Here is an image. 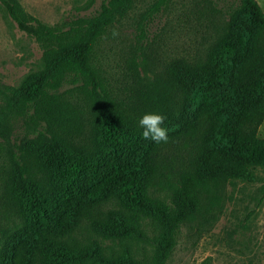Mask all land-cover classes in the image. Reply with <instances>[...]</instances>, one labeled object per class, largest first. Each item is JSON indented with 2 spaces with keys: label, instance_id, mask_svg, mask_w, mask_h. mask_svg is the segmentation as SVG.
<instances>
[{
  "label": "trees",
  "instance_id": "16d2710c",
  "mask_svg": "<svg viewBox=\"0 0 264 264\" xmlns=\"http://www.w3.org/2000/svg\"><path fill=\"white\" fill-rule=\"evenodd\" d=\"M135 1L98 0L46 23L18 0H0L1 14L40 50L35 69L15 85L0 84V136L16 120L24 129L1 182L14 221L0 228V264H165L180 225L216 218L220 184L250 181L264 167L257 2L207 1L225 17L202 51L170 58L121 94L105 81L96 49ZM167 1L139 13L137 38ZM148 112L165 116L167 143L143 138L139 120ZM104 237L115 243H100ZM136 240L150 247L132 249Z\"/></svg>",
  "mask_w": 264,
  "mask_h": 264
},
{
  "label": "rangeland",
  "instance_id": "374dc122",
  "mask_svg": "<svg viewBox=\"0 0 264 264\" xmlns=\"http://www.w3.org/2000/svg\"><path fill=\"white\" fill-rule=\"evenodd\" d=\"M28 13L46 23H54L82 9L86 0H18ZM153 0H136L133 7L102 36L96 59L110 88L123 94L128 87L150 80L166 62L176 56L200 53L219 32L224 19L213 13L208 2L220 0H168L144 25V37L137 38L138 15ZM227 1V0H226ZM264 13V0H255ZM116 32L117 35H113ZM39 48L33 39L0 12V84L15 85L20 77L38 65ZM135 76L131 77V64ZM136 85V84H135ZM77 109L82 105L77 101ZM24 132L19 120L0 136V195L8 150ZM264 137V117L256 128ZM250 181L228 180L220 184V209L210 223L195 227L180 225L175 244L165 264H197L207 258L209 264H264V167L253 170ZM14 221L0 200V228ZM102 244H114L109 237ZM149 248L142 240L131 244Z\"/></svg>",
  "mask_w": 264,
  "mask_h": 264
},
{
  "label": "clouds",
  "instance_id": "9594fccd",
  "mask_svg": "<svg viewBox=\"0 0 264 264\" xmlns=\"http://www.w3.org/2000/svg\"><path fill=\"white\" fill-rule=\"evenodd\" d=\"M113 35H117L116 32ZM165 116L158 112L145 113L139 120L143 129L142 136L145 140H151L157 144L169 141V130L164 125Z\"/></svg>",
  "mask_w": 264,
  "mask_h": 264
}]
</instances>
